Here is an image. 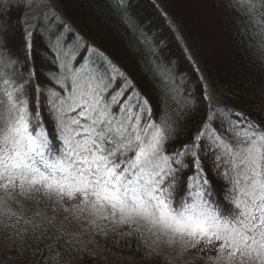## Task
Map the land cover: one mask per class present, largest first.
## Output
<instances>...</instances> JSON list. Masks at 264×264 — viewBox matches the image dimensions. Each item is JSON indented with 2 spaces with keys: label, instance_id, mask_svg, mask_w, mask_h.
<instances>
[{
  "label": "snow or ice",
  "instance_id": "6c2138e0",
  "mask_svg": "<svg viewBox=\"0 0 264 264\" xmlns=\"http://www.w3.org/2000/svg\"><path fill=\"white\" fill-rule=\"evenodd\" d=\"M107 3L155 57L131 0ZM222 6L260 76L247 113L194 59L179 83L156 61L153 100L55 0H0V264H264V0Z\"/></svg>",
  "mask_w": 264,
  "mask_h": 264
},
{
  "label": "trees",
  "instance_id": "16d2710c",
  "mask_svg": "<svg viewBox=\"0 0 264 264\" xmlns=\"http://www.w3.org/2000/svg\"><path fill=\"white\" fill-rule=\"evenodd\" d=\"M14 2V0H13ZM224 0H131L130 11L149 35L154 34L157 54L138 45L136 37L123 24L107 0H55L61 17L83 40L106 54L113 64L130 76L153 100L162 86L154 76L152 66L156 61L170 68L177 77L191 73L195 65L211 79L214 87L226 97L240 92L225 106L247 113L249 98L259 105L262 98L256 94L260 76L250 72L244 44L237 35L234 18L222 6ZM164 12L167 16H162ZM21 16L11 10L10 18L15 21ZM167 21V22H166ZM171 25V27L169 26ZM11 30V29H10ZM17 32V38H19ZM43 41L35 38L33 56L37 65L43 56ZM247 95L241 84L245 79ZM196 77L184 87L195 90ZM119 255V254H117Z\"/></svg>",
  "mask_w": 264,
  "mask_h": 264
},
{
  "label": "rangeland",
  "instance_id": "374dc122",
  "mask_svg": "<svg viewBox=\"0 0 264 264\" xmlns=\"http://www.w3.org/2000/svg\"><path fill=\"white\" fill-rule=\"evenodd\" d=\"M57 9H58V7H57Z\"/></svg>",
  "mask_w": 264,
  "mask_h": 264
}]
</instances>
